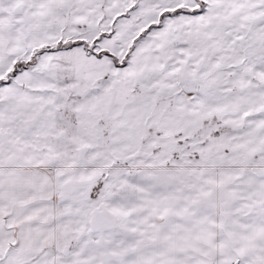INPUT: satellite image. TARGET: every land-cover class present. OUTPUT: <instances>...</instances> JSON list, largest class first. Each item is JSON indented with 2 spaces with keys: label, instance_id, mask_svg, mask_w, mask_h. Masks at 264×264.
<instances>
[{
  "label": "snow or ice",
  "instance_id": "1",
  "mask_svg": "<svg viewBox=\"0 0 264 264\" xmlns=\"http://www.w3.org/2000/svg\"><path fill=\"white\" fill-rule=\"evenodd\" d=\"M0 264H264V0H0Z\"/></svg>",
  "mask_w": 264,
  "mask_h": 264
}]
</instances>
